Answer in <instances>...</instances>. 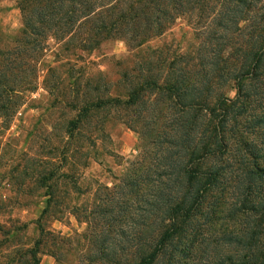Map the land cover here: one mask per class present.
I'll return each mask as SVG.
<instances>
[{
	"label": "trees",
	"instance_id": "trees-1",
	"mask_svg": "<svg viewBox=\"0 0 264 264\" xmlns=\"http://www.w3.org/2000/svg\"><path fill=\"white\" fill-rule=\"evenodd\" d=\"M18 6L22 26L0 46V161L6 131L41 87L52 106L71 114L62 124L61 161L85 142L111 139L112 121L141 137L112 184H99L90 205L73 207L86 223L74 236L43 220L63 202L56 179L66 175L62 164L54 157L36 164L30 183L45 206L39 235L17 250L19 259L40 264L49 249L63 263L77 239L78 264H264V0ZM179 19L194 29V48L146 46ZM117 39L133 63L115 83L78 66ZM50 41L76 62L65 54L48 60Z\"/></svg>",
	"mask_w": 264,
	"mask_h": 264
},
{
	"label": "rangeland",
	"instance_id": "rangeland-1",
	"mask_svg": "<svg viewBox=\"0 0 264 264\" xmlns=\"http://www.w3.org/2000/svg\"><path fill=\"white\" fill-rule=\"evenodd\" d=\"M21 26L22 13L18 0H0V46L7 45L9 36ZM193 34L194 29L189 22L179 19L162 36L152 39L146 46L172 44L184 51L188 46L194 48L196 45ZM50 42L48 60H57L65 54L73 63L76 62L78 57L73 53L68 54L53 41ZM129 54L125 41L110 40L88 58L79 60L78 66H83L86 74L101 72L107 80L115 83L121 73L132 66V60L127 59ZM229 95L233 96L234 91ZM33 98L34 101L21 108L5 133L0 161V264H26V260L19 259L16 252L21 247L32 245L39 235L37 219L44 209L45 199L43 192L30 183L36 164L52 157L53 162L62 164L60 170L65 171L66 175H59L56 179L59 182L58 195L63 202L43 220L47 229L64 236H74L85 230L86 223L78 221L73 207L90 205L97 186L111 185L114 176L121 174L141 149V137L137 131L112 121L106 126L111 139L99 140L95 145L85 142L77 152H66L69 155L68 163L61 161L58 156L63 148L62 137L65 136L62 124L71 114L52 106V99L43 87ZM24 181L26 185H21ZM77 242V239L70 242L73 243L70 246L73 250L67 253L63 263L57 262L46 249L40 264H78V255L74 251Z\"/></svg>",
	"mask_w": 264,
	"mask_h": 264
}]
</instances>
